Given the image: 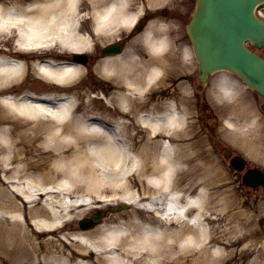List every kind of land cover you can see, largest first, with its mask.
I'll return each mask as SVG.
<instances>
[{"label":"bare ground","instance_id":"bare-ground-1","mask_svg":"<svg viewBox=\"0 0 264 264\" xmlns=\"http://www.w3.org/2000/svg\"><path fill=\"white\" fill-rule=\"evenodd\" d=\"M128 3L92 0L95 26L86 34L79 0H0V166L6 172L0 175V264H8L4 254L15 250L27 259L15 264H264V241L257 245L253 229L243 230L236 199L215 183L219 171L210 140L191 122L190 49L180 43L178 68L165 62L174 53L173 36L164 27H148L124 52L94 65L112 107L97 113L114 129L88 118L95 100L82 95L89 89L59 102L14 94L29 52L53 57L40 66L50 83L75 86L88 66L72 60L70 52L112 41L119 34L113 21L137 16ZM164 87L170 95L157 97ZM238 91L223 81L210 89V97L216 104L231 100L237 108ZM4 105L30 124L12 123ZM229 110L220 109L226 136L239 143L245 125L236 109ZM43 116L50 121L46 127L38 123ZM122 201L134 207L75 231L67 242L66 228L76 230L77 219L97 202ZM182 210L195 212L198 224L189 223ZM42 233L47 236L38 240Z\"/></svg>","mask_w":264,"mask_h":264},{"label":"rangeland","instance_id":"rangeland-1","mask_svg":"<svg viewBox=\"0 0 264 264\" xmlns=\"http://www.w3.org/2000/svg\"><path fill=\"white\" fill-rule=\"evenodd\" d=\"M134 1V4H140L142 6L141 0H132ZM140 1V2H139ZM92 0H85L84 1V8L81 15H84V18L89 17L92 15ZM264 9V8H263ZM94 28V22L86 18L83 21V30L88 33H92ZM105 44L96 46L94 51H92V55H94L93 58H91L87 64L89 67V74H84L80 77L79 80H77V84L74 87L69 86H59L54 85L53 83H50L49 80H41L37 78V72L35 67L33 66V63L35 60H32V63L29 62V67L24 75V78L20 81V85H18L15 88V94L19 93H39V94H48L50 92L53 93H62V90L67 91H81L83 92L86 89H89L87 93H84L82 95L84 100H88L91 98V100H95L93 104H91V107H93V110L91 112V115L95 112L97 113L98 110L104 111L103 114L107 113V110H111L110 104L107 102V99L104 97L105 92L108 91V86L106 82L103 79L98 80L100 77H97V74L95 71H91L92 68H94L95 63L99 60L101 57V48ZM190 47L192 48V44L189 43ZM181 52H179V57ZM36 55L39 56L37 53H28V57H35ZM37 58V57H35ZM34 58V59H35ZM44 58V57H42ZM192 68H191V76H190V82H191V88L190 92L192 94V107H193V118L191 119L195 121V125L197 126V132L200 134L206 136L210 140V149L212 153L215 156V162L217 163L219 175L215 178L217 184L223 183V189L226 193H232L233 197L237 201V207L234 208V210H239L240 216L239 219L243 223V230L247 229H253L254 238L257 240V245H261L264 241V227L260 223L261 218L264 216V187H260L258 190H254L251 187H247L245 185H240L237 179L240 178V174L238 173V176L234 174V171L231 170L229 161L224 160L223 151L226 148H232L236 152H242L246 153L247 155H250V152L252 150V147H249V151L245 149V145L242 146L243 140L239 141V143L233 142L229 137L226 136V133L228 132L227 128L223 125L222 119L219 117L220 115V109L221 107H226L228 105V101H219L218 104L213 102V99L210 97V89L218 85V83H221L223 81H226L228 84L235 86L240 94H241V101L239 102V111L243 112L244 107H246L247 112H252L254 115H261V111H257V113L252 108H255L257 106V102L255 101V94L249 90V88L244 84V82L241 80V78L235 76L231 72L228 71H219L217 73H214L210 79L208 80L207 84L203 86L202 89H198V85L200 84L199 78H198V67L199 63L198 60L193 54L192 56ZM174 62L175 66L178 68V63ZM177 79L175 80V82ZM169 90H163L157 92V96H167V93ZM94 97H98L97 99ZM5 113L12 115L14 119H12V123H18V126H22L25 124H30L27 122L28 120L31 121V119L21 116L20 114L16 115L14 111L11 109L9 105L2 106ZM231 108V107H230ZM239 114V112H238ZM40 118V117H38ZM44 118V117H41ZM47 118V117H46ZM40 119L38 121L41 126L46 127L47 122H50L48 120ZM240 120L243 123H247L248 114L239 116ZM44 121V124L41 122ZM11 124V123H10ZM114 127V126H113ZM112 129V128H111ZM247 134V132H246ZM250 134V133H248ZM247 134V135H248ZM245 135V137H247ZM90 138V137H89ZM86 140V139H84ZM91 138L89 140H86L87 142H90ZM264 142V139H263ZM261 144V143H259ZM87 144L84 142V147H86ZM264 151V148H263ZM252 154V153H251ZM264 156V154H263ZM251 158H254V156H249ZM264 165V157H263V164ZM6 172L3 170V167L0 166V175L2 177H5ZM34 174H37L38 177L37 180L42 179L43 174L41 171H34ZM203 173H201L202 175ZM62 178H55L53 181H61ZM47 183H52V180H43ZM216 190V188L213 189ZM87 197V196H86ZM121 204H124L123 202H119L117 204H114L112 206H104L102 205V208L105 212V216H113V215H123V212L126 210H131L132 205L128 203V206L126 209H120L118 206ZM231 210L230 207H226V211ZM96 209H92L84 216H90L91 214L95 213ZM83 217V216H82ZM77 221V229L76 230H70L66 228V232L71 235V238L75 236V231L79 230V219ZM81 229V228H80ZM75 232V233H74ZM73 233V234H72ZM44 233L41 234V236L38 237V240H41L42 238L46 237ZM71 238H67V242L71 243ZM3 237L0 236V241H2ZM26 246L22 247L24 250ZM29 252V248L27 249ZM25 250V251H27ZM5 257L8 258V264H15L20 261L27 260L26 258H22V254L19 251H14V254L11 256L7 253L4 254Z\"/></svg>","mask_w":264,"mask_h":264},{"label":"water","instance_id":"water-1","mask_svg":"<svg viewBox=\"0 0 264 264\" xmlns=\"http://www.w3.org/2000/svg\"><path fill=\"white\" fill-rule=\"evenodd\" d=\"M259 0H198L190 30L201 61L202 78L227 67L264 92V58L244 45L246 38L264 44V21L253 13Z\"/></svg>","mask_w":264,"mask_h":264},{"label":"flooded vegetation","instance_id":"flooded-vegetation-1","mask_svg":"<svg viewBox=\"0 0 264 264\" xmlns=\"http://www.w3.org/2000/svg\"><path fill=\"white\" fill-rule=\"evenodd\" d=\"M175 16H176V18L180 19V20L182 21V23H184V22H185V20H186V18H185V17H183V16H180L178 13H175Z\"/></svg>","mask_w":264,"mask_h":264}]
</instances>
